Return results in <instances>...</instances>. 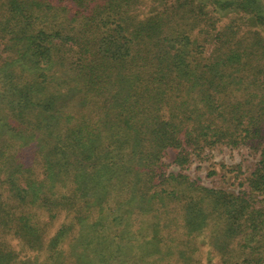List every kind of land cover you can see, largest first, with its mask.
I'll return each mask as SVG.
<instances>
[{
	"label": "trees",
	"instance_id": "obj_1",
	"mask_svg": "<svg viewBox=\"0 0 264 264\" xmlns=\"http://www.w3.org/2000/svg\"><path fill=\"white\" fill-rule=\"evenodd\" d=\"M262 29L264 0H0V264H264ZM218 145L257 157L235 190L184 172Z\"/></svg>",
	"mask_w": 264,
	"mask_h": 264
},
{
	"label": "rangeland",
	"instance_id": "obj_2",
	"mask_svg": "<svg viewBox=\"0 0 264 264\" xmlns=\"http://www.w3.org/2000/svg\"><path fill=\"white\" fill-rule=\"evenodd\" d=\"M157 5V4H155ZM244 23V20H240ZM260 29V28H259ZM264 35V29L261 30ZM207 46L206 50H208ZM0 45V53H1ZM202 156L193 157L192 163L184 169V172L192 178L197 177L198 180L206 185L224 186L229 190H235L238 188V180H243L245 174H247L253 166L257 157L246 147H227L218 145L210 149H206L201 154ZM173 154L170 153L166 157L165 161L168 162L172 159ZM179 168L175 165H169L167 171L176 172ZM216 174H215V173ZM225 174L224 178H219L218 173ZM59 220L55 222L51 230H54L58 226ZM8 238L12 239L11 236ZM16 238L12 239L15 245ZM204 245V244H203ZM16 247V246H15ZM204 249L206 247L204 246ZM33 254L23 255V258L29 260ZM203 263H205L203 261Z\"/></svg>",
	"mask_w": 264,
	"mask_h": 264
}]
</instances>
